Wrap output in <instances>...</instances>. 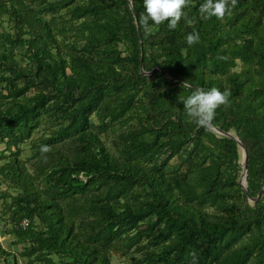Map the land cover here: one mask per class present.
<instances>
[{"label":"trees","instance_id":"1","mask_svg":"<svg viewBox=\"0 0 264 264\" xmlns=\"http://www.w3.org/2000/svg\"><path fill=\"white\" fill-rule=\"evenodd\" d=\"M201 3L146 35L143 0H0L2 264H264V0ZM212 87L246 194L236 142L178 100Z\"/></svg>","mask_w":264,"mask_h":264},{"label":"clouds","instance_id":"2","mask_svg":"<svg viewBox=\"0 0 264 264\" xmlns=\"http://www.w3.org/2000/svg\"><path fill=\"white\" fill-rule=\"evenodd\" d=\"M237 4V0H203L199 6V13L203 19L215 17L223 20L225 15L231 13V9ZM190 5V0H143V12L137 17V24L142 27L146 35H151L152 25H161L167 21L170 30H175L183 19L185 23L192 24L187 18L184 9ZM231 5V7L229 6ZM185 40L189 46L199 43L198 32L186 35ZM185 81L181 85L183 87ZM231 93L225 89L221 91L217 87L210 89L195 88L187 97H179L183 103L186 115L197 125L207 128L214 120L216 110L229 103ZM52 149L48 145H41L40 152L47 160L46 154Z\"/></svg>","mask_w":264,"mask_h":264},{"label":"water","instance_id":"3","mask_svg":"<svg viewBox=\"0 0 264 264\" xmlns=\"http://www.w3.org/2000/svg\"><path fill=\"white\" fill-rule=\"evenodd\" d=\"M150 73V72H149ZM149 73H146V74H149ZM209 128L212 129L213 132H215L216 134H218L219 136H222V137H225V138H228V139H232L233 141L236 142L238 148L240 149V152H241V163H240V176H239V179L237 181V184L239 185L240 189L246 194V191H245V174H246V170H245V167H246V162H247V156L245 154V151H244V148L243 146L240 144V142L238 141V139L230 132H222L216 128H213V127H210V125L208 126ZM242 163H243V166H242ZM243 167V168H242ZM259 195V193L257 194V196ZM257 197L252 199L250 197H247V200L249 202H254L256 201Z\"/></svg>","mask_w":264,"mask_h":264},{"label":"rangeland","instance_id":"4","mask_svg":"<svg viewBox=\"0 0 264 264\" xmlns=\"http://www.w3.org/2000/svg\"><path fill=\"white\" fill-rule=\"evenodd\" d=\"M0 22L2 23V28L4 29V30H6V31H9V28H8V24H6L2 19L0 20ZM119 49H122L121 47H119ZM236 63V68L234 69L235 71H238L240 68H241V64L238 62V61H236L235 62ZM92 122H95V119H94V117H91V119H90ZM39 131L37 130V131H35L33 134H32V138H35V137H38L39 136ZM108 136L110 137V134H108ZM102 139V141H104V144L109 148V143H108V141L107 140H104V138H101ZM25 144H27V143H25ZM24 146V145H23ZM25 148H27V146H25ZM0 149H2V146H0ZM110 149V148H109ZM25 152L23 151V154H24ZM21 157H22V155H21ZM239 162L241 163V153H240V159H239ZM241 172V171H240ZM240 176V175H239ZM239 179V178H238ZM238 181V180H237ZM4 189V186L3 185H1L0 186V191L1 190H3ZM13 194V193H12ZM1 201H0V211H2L1 210ZM213 212V211H212ZM3 228V224L2 223H0V230ZM5 228H7V227H5ZM0 247L2 248V249H4V250H6V251H12V249L10 248V246H9V241H8V239L7 238H5V237H3L2 235H1V233H0ZM16 259L18 260V262H19V264H22V261L19 259V258H17V256H16ZM1 260H2V258L0 257V264H2V262H1ZM7 260H8V258H7ZM113 261V263H115V264H117L114 260H112Z\"/></svg>","mask_w":264,"mask_h":264},{"label":"built area","instance_id":"5","mask_svg":"<svg viewBox=\"0 0 264 264\" xmlns=\"http://www.w3.org/2000/svg\"><path fill=\"white\" fill-rule=\"evenodd\" d=\"M27 224V221L25 219L21 220L19 223V227H24Z\"/></svg>","mask_w":264,"mask_h":264},{"label":"bare ground","instance_id":"6","mask_svg":"<svg viewBox=\"0 0 264 264\" xmlns=\"http://www.w3.org/2000/svg\"><path fill=\"white\" fill-rule=\"evenodd\" d=\"M242 166H243V163H242ZM243 168V167H242Z\"/></svg>","mask_w":264,"mask_h":264}]
</instances>
